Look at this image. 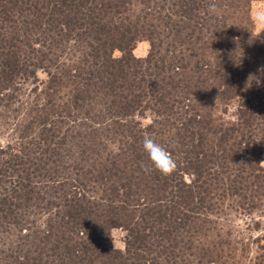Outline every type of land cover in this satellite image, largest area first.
<instances>
[{
  "label": "trees",
  "instance_id": "obj_1",
  "mask_svg": "<svg viewBox=\"0 0 264 264\" xmlns=\"http://www.w3.org/2000/svg\"><path fill=\"white\" fill-rule=\"evenodd\" d=\"M259 1L0 0V264H218L183 238L208 200L264 211Z\"/></svg>",
  "mask_w": 264,
  "mask_h": 264
},
{
  "label": "rangeland",
  "instance_id": "obj_2",
  "mask_svg": "<svg viewBox=\"0 0 264 264\" xmlns=\"http://www.w3.org/2000/svg\"><path fill=\"white\" fill-rule=\"evenodd\" d=\"M258 11H264V1L252 2L248 9V17L252 23L251 32L254 37L262 38L264 37V26L256 23L254 19ZM146 50V44H137L133 50V55L136 57H143ZM7 131L8 130L4 132L5 134L0 136V146L4 145L7 141H13V136ZM232 200L236 201L237 198L231 197L229 200L226 198L218 202L208 200L204 204L206 214L203 216H205V221L208 222L203 224L205 231L203 230L189 237L184 236L183 240H185V246L190 245V248L186 250V258L192 259L194 254L198 252L196 246H200L204 240L207 242L205 244L206 248L209 249L211 252L210 254L213 256V260L216 262L218 261V264H254L253 262L256 260L253 259L254 256L262 257L258 258L259 261L264 259V211L262 208L254 209L250 212L248 217H243L235 210L236 206ZM249 219L258 222V228L255 230L245 229L243 222L248 223ZM111 235L112 246L116 249H121V238L123 233L114 230ZM259 238L262 239L260 240ZM251 239L257 240L255 244L257 248L255 245L245 247V244L250 243ZM225 241L229 242V244H231L232 241L242 242L245 248L242 249L237 243V245L232 244V249H230L228 248L229 244H224ZM259 244L260 247L258 248ZM249 259H251L252 262H249Z\"/></svg>",
  "mask_w": 264,
  "mask_h": 264
},
{
  "label": "clouds",
  "instance_id": "obj_3",
  "mask_svg": "<svg viewBox=\"0 0 264 264\" xmlns=\"http://www.w3.org/2000/svg\"><path fill=\"white\" fill-rule=\"evenodd\" d=\"M219 11L215 3L210 4L207 9L209 15H216ZM254 19L256 23L264 26V11H258ZM142 149L147 155L152 168L161 175L168 176L175 171L177 162L173 158L171 152L150 136L143 137Z\"/></svg>",
  "mask_w": 264,
  "mask_h": 264
}]
</instances>
